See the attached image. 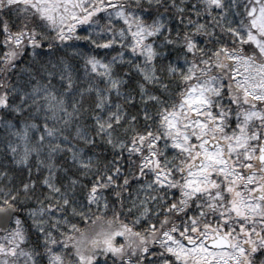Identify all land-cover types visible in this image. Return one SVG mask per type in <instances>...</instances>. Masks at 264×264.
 I'll return each instance as SVG.
<instances>
[{"label": "snow or ice", "instance_id": "obj_1", "mask_svg": "<svg viewBox=\"0 0 264 264\" xmlns=\"http://www.w3.org/2000/svg\"><path fill=\"white\" fill-rule=\"evenodd\" d=\"M0 264H264V0H0Z\"/></svg>", "mask_w": 264, "mask_h": 264}]
</instances>
